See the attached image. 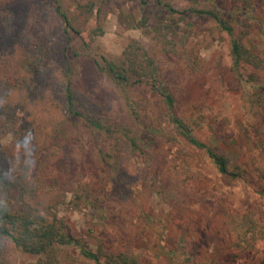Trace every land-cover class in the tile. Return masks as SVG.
<instances>
[{"label": "trees", "instance_id": "1", "mask_svg": "<svg viewBox=\"0 0 264 264\" xmlns=\"http://www.w3.org/2000/svg\"><path fill=\"white\" fill-rule=\"evenodd\" d=\"M53 1L57 6L40 17L48 19L51 26L42 36L28 35L15 41L14 48L0 39V160L7 162L0 166V264H18L20 251L37 255L36 264H142L133 247L113 249L102 238L94 249L87 239L68 230L67 219L55 209L57 200L66 194L55 173L66 147L85 134L97 167H90V179H118L126 161L153 145V133L171 127L206 152L224 177L242 179L246 174L243 165L201 140L179 114L178 90L168 81L167 68L158 56L167 53L178 58L191 75L204 74L199 44L208 48L214 33H225L232 70L246 83L259 81L250 68L260 69L264 57L245 42L248 22H243L245 29L237 36L233 17L219 1L155 0L160 23L157 31L150 28L148 13L140 21L143 33L150 35L153 43L147 46L134 38L119 59L103 57L101 63L90 54L92 43L104 34L112 2L120 5L123 0ZM179 2H183V9L177 7ZM93 15L95 26L89 29ZM178 16L198 27L206 22L197 42H193L195 37L171 33V22L165 21ZM19 17L14 10L2 14L5 26L11 28L8 32L14 31L12 22ZM91 58L113 86L121 111L86 95L82 67ZM137 86L149 87L154 101L134 98L131 91ZM7 137L10 142L3 143ZM37 155L40 158L36 161ZM159 158L162 156L156 154L153 160ZM93 195L92 188L84 184L72 202L77 205ZM241 218L237 221L236 214L226 208L218 216V221L239 233L237 249L226 253L232 258L252 253L262 226L253 214ZM128 236L132 242L136 239L131 231Z\"/></svg>", "mask_w": 264, "mask_h": 264}, {"label": "rangeland", "instance_id": "2", "mask_svg": "<svg viewBox=\"0 0 264 264\" xmlns=\"http://www.w3.org/2000/svg\"><path fill=\"white\" fill-rule=\"evenodd\" d=\"M218 1L233 17L237 36L245 29L243 22H248L245 42L264 57V0H249L250 4L214 0ZM56 6L53 0H0V39L14 48L15 41L28 35L42 36L51 27L48 19L40 18L42 12ZM177 7L183 9V2ZM7 10L20 15L12 22L13 32H8L11 28L2 20ZM158 12L155 0H123L120 5L113 1L104 34L92 43L90 54L102 63L103 57L119 59L134 38L151 45L152 38L143 33L140 21L148 13L150 28L156 32ZM165 22H171L172 34L195 37L194 43L206 25L204 22L198 27L183 16ZM94 26L93 15L88 28ZM228 42L225 33L216 32L212 46L199 44L204 74L191 75L178 58L167 53L158 57L167 68L168 81L178 90L179 114L201 140L238 160L246 170L244 178L227 179L206 152L165 127L153 133L151 147L125 162V171L118 179L91 180L89 169L97 167L83 134L66 147L55 171L66 193L57 200L55 209L67 219L68 230L75 236L87 239L94 249L102 238L113 249L133 247L142 264H264V64L260 69L250 68L257 73L258 82L240 80L232 70ZM82 77L86 95L105 100L106 106L121 111L113 86L92 58L83 62ZM131 94L154 101L147 86H137ZM9 142L10 137L3 140ZM156 154L162 158L154 161ZM39 158L37 155L35 160ZM84 184L94 195L74 205L75 192ZM225 208L233 211L239 222L248 213L262 223L252 253L245 258L226 254L231 248L237 249L239 233L218 221ZM128 231L136 234L133 242ZM37 259V255L18 253V264H36Z\"/></svg>", "mask_w": 264, "mask_h": 264}, {"label": "clouds", "instance_id": "3", "mask_svg": "<svg viewBox=\"0 0 264 264\" xmlns=\"http://www.w3.org/2000/svg\"><path fill=\"white\" fill-rule=\"evenodd\" d=\"M6 161H2V160H0V166H2V165H6Z\"/></svg>", "mask_w": 264, "mask_h": 264}]
</instances>
